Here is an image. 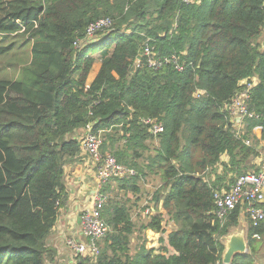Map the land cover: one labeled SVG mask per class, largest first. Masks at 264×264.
Returning a JSON list of instances; mask_svg holds the SVG:
<instances>
[{"label":"trees","instance_id":"16d2710c","mask_svg":"<svg viewBox=\"0 0 264 264\" xmlns=\"http://www.w3.org/2000/svg\"><path fill=\"white\" fill-rule=\"evenodd\" d=\"M103 19L112 31L77 48ZM263 37L264 0H0V56L21 67L19 78H0V264L56 260L46 242L67 199L65 165L90 126L103 136L101 151L136 175L115 180L119 192L105 184L110 231L98 259L79 264H221L242 207L222 225L215 192L258 173L264 152ZM146 43L167 61L160 70L142 56ZM254 78L248 107L256 117L238 131L228 107ZM145 120L163 132L154 136ZM152 177L151 202L177 227L157 251L142 235H163L164 216L134 219L127 199ZM254 234L264 237V222L249 223L251 254L233 264H253Z\"/></svg>","mask_w":264,"mask_h":264},{"label":"built area","instance_id":"2783aa9c","mask_svg":"<svg viewBox=\"0 0 264 264\" xmlns=\"http://www.w3.org/2000/svg\"><path fill=\"white\" fill-rule=\"evenodd\" d=\"M185 3H192L193 0H183ZM113 25L109 19L99 20L91 25L86 34V41H78L76 47L80 48L83 43L97 41V38L112 31ZM142 56L147 58V64L150 69L160 70L167 61H161L157 58L154 48L146 43L143 48ZM135 69L141 67L140 59L134 62ZM257 84L256 78L243 81L242 90L239 92L228 110L232 117V122L238 131L244 128L246 118L256 117L249 110L248 102L251 98V91ZM149 125L150 131L154 136L163 132V127L152 120H145ZM241 124V127L239 125ZM239 127V129L237 128ZM80 143V152L82 151L95 165L96 177L98 181V190L94 195L91 208L82 213V231L84 241L69 239L67 246L74 253L77 261L80 259H89L96 261L100 255V243L110 231L109 226L103 220V209L106 199L102 193V187L110 182L125 179L136 175L135 170L120 164L115 156L110 152L101 151L104 139L101 133L94 134L92 127L77 136ZM249 145V141H247ZM257 164V163H256ZM259 172L248 173L236 178L229 189L217 190L214 195L216 206V218L223 225L227 222L229 215L241 206L242 212L254 228L259 227L264 222V152L258 159ZM150 215L149 209L144 212ZM258 234L253 235V239L259 240Z\"/></svg>","mask_w":264,"mask_h":264},{"label":"crops","instance_id":"0c3cea01","mask_svg":"<svg viewBox=\"0 0 264 264\" xmlns=\"http://www.w3.org/2000/svg\"><path fill=\"white\" fill-rule=\"evenodd\" d=\"M97 63V64H96ZM94 64L93 70L89 77V82L91 83L95 77L97 76L101 63L97 61ZM240 128L241 124L239 125ZM239 127H237L239 129ZM256 136L260 139L262 135V129L260 127L255 129ZM261 148H264V142L260 144ZM262 154V153H261ZM259 159V158H258ZM258 159L256 163L258 164ZM224 162H228V158H223ZM112 182V189L119 192L116 186L115 181ZM65 184H66V194L67 199L63 206L60 208L57 223L48 238L46 244L48 247L53 248L56 251V260L53 263L49 264H76V257L74 253L67 246V241L69 239L84 241L83 231H82V221L81 216L84 211L91 208L94 195L98 190V181L96 177L95 165L82 151L70 159L69 162L65 165ZM141 187V186H140ZM105 188V185L101 190ZM114 193V191H113ZM117 195V194H114ZM123 193H120L119 197H122ZM140 195H133L131 193L128 194L127 199L129 200L128 204L132 208L133 218L138 219L139 216H146L150 218L155 215H163L165 221L163 223L165 228V233L163 235L155 233L151 230L143 232L142 237L146 239V248L147 250H158L162 246V242L160 241L162 238L165 240L169 236V234L176 230V225L169 221V218L166 216L165 210L162 208V204L155 207L154 204L149 199H153L152 197H148L147 201L143 203V201H138ZM107 200V196L103 195ZM120 199V198H118ZM145 199V198H144ZM146 200V199H145ZM148 202V203H147ZM147 204V205H146ZM147 206L150 211V215L143 214L142 209L144 206ZM146 209V210H147ZM145 210V211H146ZM142 213V215H141ZM145 219V218H144ZM169 224H168V223ZM168 224V227L166 225ZM240 226L243 227L240 228ZM240 226L233 230L232 234L242 235L247 239V235L249 232V222L245 215L241 214L240 218ZM227 241V238L223 240V242ZM257 252L255 254V258L253 264H264V241L263 238H260L256 242ZM252 249L248 246V251L246 255L251 254ZM223 263V258L222 262Z\"/></svg>","mask_w":264,"mask_h":264},{"label":"rangeland","instance_id":"374dc122","mask_svg":"<svg viewBox=\"0 0 264 264\" xmlns=\"http://www.w3.org/2000/svg\"><path fill=\"white\" fill-rule=\"evenodd\" d=\"M101 37V36H100ZM99 38H97V41H98ZM22 43V42H21ZM263 45H264V37H263V41H262ZM17 49V48H16ZM25 53L27 56H29V48L28 50L27 49H24ZM9 59H11L10 56H0V78H9V79H17L19 78V75H20V69L21 67H18V66H14V67H9L8 64L10 61H8ZM100 59V58H99ZM12 60L15 62L17 60L16 57H13ZM97 64V63H96ZM159 185V182L158 181H155V179L152 178H149L147 180H145L144 182L141 183V194L143 193V195H140V198L138 201H143V203H145L148 199V197L150 198V196L152 197V193H154V191L156 190V188L158 187ZM133 194V193H131ZM151 194V195H150ZM134 195V194H133ZM139 195V194H138ZM150 195V196H149ZM128 196V194H127ZM146 200H145V199ZM152 199H149V202L151 201ZM148 203V202H147ZM147 205V204H146ZM146 205L144 206V208L146 207ZM143 208V209H144ZM144 214V212H143ZM142 215V213H141ZM133 216V215H132ZM145 219L146 216H144ZM143 217L139 216L138 220L140 219L141 221H144ZM168 223V222H167ZM166 223L165 227L167 226L168 227V224ZM240 226V225H239ZM240 228L243 229L242 226H240ZM135 237H138V234H136L134 236V238L132 239L133 241V248L136 247V244H137V240L135 239ZM263 241H264V237H263Z\"/></svg>","mask_w":264,"mask_h":264},{"label":"water","instance_id":"95a60500","mask_svg":"<svg viewBox=\"0 0 264 264\" xmlns=\"http://www.w3.org/2000/svg\"><path fill=\"white\" fill-rule=\"evenodd\" d=\"M226 238V243L225 241L223 242L225 246V252L223 254V263L233 264L237 256L246 255L249 246L248 235L246 239L242 235L231 233L224 239Z\"/></svg>","mask_w":264,"mask_h":264}]
</instances>
